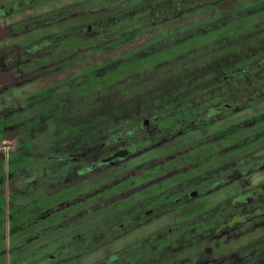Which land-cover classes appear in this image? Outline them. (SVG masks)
<instances>
[{"label": "rangeland", "instance_id": "obj_1", "mask_svg": "<svg viewBox=\"0 0 264 264\" xmlns=\"http://www.w3.org/2000/svg\"><path fill=\"white\" fill-rule=\"evenodd\" d=\"M18 1L0 0V30L9 31L0 41V75L24 67L0 86V264H113L114 255L140 245L174 251L177 239L197 237L190 222L264 186V166L255 171L264 158L230 165L259 130L242 124L263 128L264 100L230 114L235 102L224 81L248 62L229 58L264 43V0L194 4L112 40H103L109 32L77 34L93 24L82 19L84 0L27 12L17 5L34 0ZM74 4L76 13L63 9ZM58 37L44 48V39ZM41 42L39 53L30 50ZM60 52L71 55L51 63ZM102 129L125 141L96 152ZM254 144L264 155V137ZM119 147L129 156L111 164L106 158ZM94 164L102 168L91 172ZM121 211L144 222L94 250L90 236L74 239ZM262 240L264 214L158 264H237L238 252Z\"/></svg>", "mask_w": 264, "mask_h": 264}, {"label": "trees", "instance_id": "obj_2", "mask_svg": "<svg viewBox=\"0 0 264 264\" xmlns=\"http://www.w3.org/2000/svg\"><path fill=\"white\" fill-rule=\"evenodd\" d=\"M55 1L58 2L62 0H34L32 4L36 5V9L51 5L52 2ZM220 1L223 0H84L82 3V19L84 22L87 20L93 22L91 28H84V34L89 35L98 31L101 34L109 32L110 35L105 34L103 40H112L114 37L120 36L125 32L137 31L138 28L140 29L146 24H160L173 20L194 4L201 5L203 2L218 3ZM78 5H80V3ZM78 5L74 4L69 6V8L65 7L63 9H69V11L72 10L76 13V9L74 7ZM254 55H257L258 58H254ZM228 60L232 62L248 60V62H245L242 67L229 72L227 78H224L228 88L227 95L230 100L235 102L234 106H232L228 111L230 114H234L236 111L243 108V106L254 105L259 101L264 100V43L249 49L244 53L234 55ZM239 97L242 99H238ZM237 100L239 102H237ZM117 125L119 126V124ZM242 125L246 129L257 128L259 130L254 133L255 136L253 135L248 138V142H245V144H248L249 150L247 151V154L244 155V158L241 156L238 161L230 163V165L234 168H239L246 163L258 161L261 158H264V155L260 153H258L259 155L257 156L258 150L260 152L263 148L257 149L254 144L259 143L261 138L264 137V126L262 128V126L258 125V122L255 120L247 121ZM106 133L107 131L105 132V130L102 129L101 134L104 135ZM126 134V132L123 133V135ZM117 135L118 137H121L119 132ZM121 141L125 140L122 138L117 139L116 145H118ZM104 142H106V140L100 139L99 147L96 149L103 151L104 148L102 144ZM119 148L122 149V147ZM85 157L88 156L85 155ZM263 166L264 163H260L257 167H255V171H259L258 173H260ZM249 172L250 170L245 173ZM244 187L251 188L249 185H244ZM197 193L199 194V192ZM242 197H250L253 200L260 197L264 200V189L248 190ZM150 203V201L144 202L143 204H138L135 207ZM243 204L244 203L241 202V198L234 201L231 200L224 203L222 207L215 208L210 211L202 218L190 222L188 225L193 224L194 227L198 228L197 230L199 233L197 234V237H184L183 241L177 239V248H175L174 251H168L169 248L154 249L153 246L152 248H149L151 245L148 247L140 245L139 247H132L129 250H125L114 255L113 257H115V259L113 264H158L188 248L187 246L196 245L197 247V245L204 243L207 240L221 236L225 231L229 229H236L240 226L241 223L237 220V218L245 208V205ZM251 204H253V202H251ZM130 215L131 212L129 211H121L112 217H105L99 223L86 228L83 236L91 235L89 239L90 241L87 244L90 248L96 245L97 246L95 248H98L97 242L94 241L98 238L99 245L112 243L116 239L125 235L129 230H132L134 226L144 222V219L132 221L129 219ZM156 237L159 238L160 234ZM74 239H81V237L74 236ZM71 240H73V238H71L70 241ZM159 240L160 239H154V242H158ZM173 243H175V241ZM69 251H71L69 254H72V252L76 253V250ZM129 259L131 260V263H129Z\"/></svg>", "mask_w": 264, "mask_h": 264}, {"label": "flooded vegetation", "instance_id": "obj_3", "mask_svg": "<svg viewBox=\"0 0 264 264\" xmlns=\"http://www.w3.org/2000/svg\"><path fill=\"white\" fill-rule=\"evenodd\" d=\"M18 2H21L20 0L18 1ZM55 2H57V1H55ZM55 2H52V4L53 3H55ZM59 2V1H58ZM36 5H33L32 3H26V4H24V3H19V5H17V7L18 8H21V9H23V8H27L26 10H24L23 12H27V11H31L34 7H35ZM0 7L2 8L3 7V5H0ZM14 9V8H13ZM13 9H11V10H13ZM5 17H8V16H6L5 15ZM43 24V23H42ZM44 24H46L45 22H44ZM10 32H11V29H10ZM77 34L78 35H81V36H83L84 35V29L82 28V29H80L79 28V30L77 31ZM45 40V44L43 43V42H41V43H38V44H35L30 50H34V51H36L37 49V47L38 46H40V45H43L44 44V48L46 49V48H50V47H52L53 45H56L57 44V41H56V44H54V41L55 40H60V41H62V40H64V37H58V38H47V39H44ZM35 47V48H34ZM30 50H27V51H29L30 52ZM37 53H39L38 52V50H37ZM71 55V53H65V52H60V53H58L56 56H55V58H52V60L50 61L51 63H54V62H56V63H58L60 60H62V59H65V58H67L66 56H70ZM33 64H35L34 66H35V69H39V68H41V63L39 62V60H37L35 63H33ZM50 64V63H49ZM6 65V61L5 62H3V63H0V67H2V68H4V66ZM33 66V67H34ZM46 66V65H45ZM45 66H43V67H45ZM18 68H20V67H17L16 69H18ZM16 69H13V70H9L12 74H14L15 75V77H19L21 74H22V71H23V69H24V67H22V68H20L19 70H16ZM35 69H33V70H35ZM1 72H4V70L3 71H1L0 70V73ZM8 72V71H7ZM154 122L152 121L151 122V124H153ZM151 124L150 123H148L147 125H146V128H149V126H151ZM155 124V123H154ZM108 132V131H107ZM156 134H155V137L154 138H156V139H154V140H157V139H159V137H160V133H157V132H155ZM107 134L108 133H106V134H104V135H101L100 133H99V140L100 139H103V140H106V142H104L102 145H103V147H104V149H112V148H117V146H116V140H111L110 139V136H107ZM91 136V135H90ZM92 136H96V134H92ZM147 136H149V135H147ZM84 140H87V138H85ZM99 140H98V142H97V146H96V148H98L99 147ZM95 148V151L97 152V151H99L98 149H96ZM78 151H83V149H79ZM82 153H84V151L82 152ZM82 153L80 154V153H77L76 155H77V157H78V160L80 161L81 160V157H83V155H82ZM116 155H114V156H111V157H108V158H106V159H110L111 161H110V163L112 162L113 163V161L115 162L116 160H118L119 158H118V156L119 155H121V154H123V155H125L126 157L127 156H129V155H127V153H125L124 151H122L121 150V148H119L118 149V152L117 153H115ZM96 155V154H95ZM95 155H88V157H90V159L91 160H94V158H96V156ZM116 158H118V159H116ZM99 159H101V158H99ZM101 160H103V159H101ZM100 160V161H101ZM62 163L64 162V161H61ZM111 163V164H112ZM96 164H94L92 167H91V169H90V171L91 172H98L99 170V168H102V167H98V165H96ZM101 166V165H100ZM55 168H57V165H55L54 166V168L53 169H55ZM244 185H248V183H245ZM262 188L261 189H264V186H261ZM261 189H259V190H261ZM248 200V201H247ZM241 202H245L243 205H245V208L243 209V211L239 214V217L237 218V220H239V222L241 223L240 224V226L242 225V224H244L246 221H248V220H252L253 218H255V217H257V216H259V215H263L264 214V200H262V198H258V199H256V200H253L252 198H250V197H241ZM251 202H253V204H251ZM229 230H231V229H229ZM229 230H227V231H229ZM227 231H225V232H227ZM75 234V233H74ZM77 237H83V235L81 234V232L80 233H78V234H75ZM91 236V235H90ZM90 239V238H89ZM89 243V242H88ZM87 244V243H86ZM261 244H264V240H262V241H260V242H258V243H254V244H251L250 246H248V247H246V248H244L242 251H240V252H238L239 253V256L241 257V255L243 254V259L242 260H240V258H238V260L236 261L237 262V264H264V252H262V253H260V252H257V251H255V249L259 246V245H261ZM88 245V244H87ZM97 246V245H96ZM96 246H93V247H91L90 248V246H88V251L89 250H94V249H96L95 247ZM98 246H99V244H98ZM257 252V253H256ZM251 253H254L255 255H254V257L252 258V259H250L251 258ZM232 257V256H231ZM231 257L229 258L230 260H232L231 259Z\"/></svg>", "mask_w": 264, "mask_h": 264}, {"label": "water", "instance_id": "obj_4", "mask_svg": "<svg viewBox=\"0 0 264 264\" xmlns=\"http://www.w3.org/2000/svg\"><path fill=\"white\" fill-rule=\"evenodd\" d=\"M8 35H9V31H8L7 27L1 29L0 30V41L7 38ZM13 76L14 75L10 74V73L1 74L0 75V86L10 83L14 78ZM118 157L121 159V158H125L126 156L121 154Z\"/></svg>", "mask_w": 264, "mask_h": 264}]
</instances>
